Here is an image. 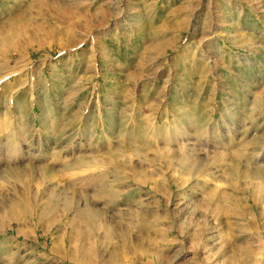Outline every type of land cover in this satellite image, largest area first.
<instances>
[{"label": "rangeland", "instance_id": "374dc122", "mask_svg": "<svg viewBox=\"0 0 264 264\" xmlns=\"http://www.w3.org/2000/svg\"><path fill=\"white\" fill-rule=\"evenodd\" d=\"M0 264H264V0H0Z\"/></svg>", "mask_w": 264, "mask_h": 264}, {"label": "bare ground", "instance_id": "6f19581e", "mask_svg": "<svg viewBox=\"0 0 264 264\" xmlns=\"http://www.w3.org/2000/svg\"><path fill=\"white\" fill-rule=\"evenodd\" d=\"M10 36V35H9ZM244 175V174H243ZM257 179V178H256ZM258 180V179H257ZM252 185V184H251ZM259 188V187H258ZM261 191V190H260ZM253 192V191H252ZM13 213V212H12ZM79 234H82V235H84L82 232L81 233H79ZM79 234H78V236H79Z\"/></svg>", "mask_w": 264, "mask_h": 264}]
</instances>
